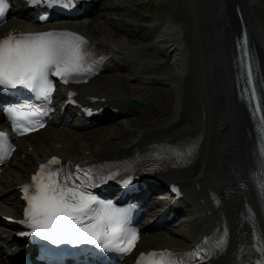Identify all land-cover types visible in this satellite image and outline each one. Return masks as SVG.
Wrapping results in <instances>:
<instances>
[{"label": "bare ground", "instance_id": "1", "mask_svg": "<svg viewBox=\"0 0 264 264\" xmlns=\"http://www.w3.org/2000/svg\"><path fill=\"white\" fill-rule=\"evenodd\" d=\"M256 1L258 2L256 3L257 6L255 5L256 8H253V2ZM162 3L164 5L172 4L175 7L171 20H167L165 15L162 16L161 13L159 21L152 27L153 33L151 36L147 38L141 34L134 38L128 36V40L118 42H113L108 38H95L92 35L94 22L87 28H85V25L79 23L75 25L67 20H54L50 23L46 22L47 24H38L36 27H31L25 23L20 24L23 20L32 18L30 12H23L25 9L15 12L19 22L4 26L0 30V37L8 34L10 30L24 33L74 32L100 46L110 47L114 52L101 74L104 72L111 74L115 70L125 72V74L114 73L112 77H109V79H112L111 81L94 86V88H90L91 84L100 79L90 81L86 85L74 86L77 91L76 98L79 102L93 109L103 108L102 120L113 121L110 125L113 131L111 130V133L107 131V138L102 143L97 144L95 147L91 146L90 143L86 146L82 145L80 138L75 140L70 135L72 131L67 128L66 123L58 120L53 122L52 126L65 125L63 129L55 128L44 137L33 139L31 145L34 144V152L37 151L41 155L44 153L42 159L46 160L52 155H58L63 158L64 162L117 163L132 161L139 153L154 144L187 143L198 136L201 144L192 163L186 168L172 169L161 175L163 181L161 185H178L185 192L184 198L173 204L165 212L163 218L186 208L189 212L195 213L191 218L196 221L191 230L194 239L192 242H189L188 237L185 238L184 242L169 240L168 235H172V233L159 231L155 235L145 236L150 238L149 248L147 249L161 248L181 251L189 245L194 246L197 243L205 242L206 237L208 238L207 241L215 239L222 233L224 225H230L231 240L229 247L223 255L214 258L211 263L247 264L254 255L252 250V228L243 220L246 204L252 206L256 214L254 223L263 235L264 209L261 206L254 180L250 176L253 158L252 147L254 144L252 125L246 109L243 106H238V103L232 99L235 90L233 88L232 47L236 37L241 34L242 23L237 13V7H240L244 22L258 50L264 72V24L259 17L261 15L264 18V14L258 10L263 2L262 0H163ZM99 5L96 7L92 5L90 6L91 9L86 8L85 12H89L87 14L94 16L95 12L100 11L98 9ZM112 6L113 4L111 6L103 4L101 8L111 9ZM98 16H101V13ZM168 22L172 26L164 28V24L166 25ZM120 23L123 25L122 30H126V26H132V24L123 20ZM148 29L149 26L144 27V30ZM225 36H227L226 40ZM145 39L154 42L150 46L134 47L130 44ZM195 45L196 52L193 50ZM156 48H162L165 54L161 51L155 53ZM157 53H161L170 61L167 63L152 62L153 60H148L153 57L150 59L144 58V56H157ZM207 61L211 62L212 68L208 67ZM224 61H227V64ZM167 64L173 68L176 78L185 77L184 90L182 89V93H178L175 108H172L166 117L153 122L140 134L129 128L121 130L125 127L118 119L131 114L129 108L132 107L128 105V101L136 98L134 94L126 90V86L121 81L131 80L130 75H161L162 73L156 71V66H166ZM137 78L133 81L135 84H137ZM220 83L222 87H220ZM216 87L217 90L214 89ZM181 95L183 97L182 101ZM66 99L68 97L63 98V100ZM172 99H169L166 103L170 105ZM161 110H157L154 114L160 113ZM146 111L144 117H146ZM75 112L70 111L71 116L77 118ZM128 123L131 126V119ZM107 124L95 127L92 131L109 127L106 126ZM74 128L81 129L82 127ZM75 133L80 134L81 140L87 139L86 141H88L85 131L78 132L77 130ZM66 135L67 137H65ZM47 139L48 141H46ZM57 139L58 141H56ZM18 141L20 142L19 150L29 154V161L26 162L29 169L27 168V172L23 173L24 177L22 179L14 175L17 170L14 171L13 169L1 175V179L7 177L11 181L10 188H7L5 195L4 192L0 191V211H4V213L20 210L22 206L21 185L30 179V169L35 164L33 152L24 149L22 146L23 140ZM47 142H53L54 145L51 143L47 152H40L42 144H48ZM59 142H62L60 143L61 146H57ZM38 146L39 150L37 149ZM73 147L78 150L76 154L72 152ZM15 183L20 186L18 189L12 190ZM146 185H148L147 192L155 189L154 187H159L150 182H142L140 186L142 193ZM241 185L244 186L241 187ZM10 191L15 193L9 195ZM166 195L168 194L163 196ZM215 201H218V203H214ZM160 209L161 207L157 204H152L148 212V218L154 219V215L160 214ZM161 223L162 221L158 222L159 225ZM10 237L6 231L3 232L5 242L12 245ZM163 239L167 242L154 246L153 241L160 242ZM0 264H7L6 255L2 249H0Z\"/></svg>", "mask_w": 264, "mask_h": 264}, {"label": "snow or ice", "instance_id": "2", "mask_svg": "<svg viewBox=\"0 0 264 264\" xmlns=\"http://www.w3.org/2000/svg\"><path fill=\"white\" fill-rule=\"evenodd\" d=\"M5 2L0 0V15L5 10ZM98 63L90 50V42L70 31L11 33L0 39V86L22 87L44 101H50L54 91L50 76L68 83L95 74ZM4 111L24 132L34 131L37 125L43 127L39 118L48 114L42 106L24 103L8 106ZM3 135L0 133V137ZM191 152L189 148L175 155L182 159ZM76 167V174L70 170L65 172L55 156L47 164H41L32 176L31 185L22 187L27 207L25 219L20 223L27 224L32 233L53 245L88 243L107 251H131L138 235L126 227L128 210L98 199L89 191L95 177H89L88 172L81 177L78 175L81 170ZM124 183L130 181L124 180ZM30 189L33 190L30 192ZM226 242L223 236L214 247L223 250ZM187 255L167 250L141 253L137 264H184L183 257ZM257 264H264V260Z\"/></svg>", "mask_w": 264, "mask_h": 264}, {"label": "rangeland", "instance_id": "3", "mask_svg": "<svg viewBox=\"0 0 264 264\" xmlns=\"http://www.w3.org/2000/svg\"><path fill=\"white\" fill-rule=\"evenodd\" d=\"M162 2H163V0H159V1L158 0H113V1L112 0H97L96 3L98 5L100 4L98 7V9H100V11L95 12L94 16L90 15L89 18L82 19V20L75 21V22L73 21L74 22L73 24L76 25L79 23V24L85 25V28H87L89 25H92V23L94 22L95 23L94 27L92 25V28H94L92 30V32H93L92 35L98 39L108 38V39H111L113 42L128 40V36H131L130 38H134L140 34L142 36H145V38H147V37L151 36V34L153 33L152 27L154 25L153 23L155 22V18L157 16H158V19L156 20V23L159 21V17H161V13H162V16L165 15L167 20H171V18L173 17L175 7L172 4L164 5ZM262 2L263 3L261 4V7L258 10H260V12H263V14H264V0H262ZM256 3H258V2L257 1L253 2V4H254L253 8L254 7L256 8V6H257ZM103 4L107 5V6H111L113 4V6L111 9H109V8H103L102 9L101 7L103 6ZM165 6H167V7H165ZM102 12L104 15L102 14ZM99 13H101L102 17L98 16ZM259 17L261 18V20L264 24V18H262L261 15H259ZM18 19L19 18L17 16H13L10 20H8V22L5 25L9 26V25L14 24V22L17 23V22H19ZM105 20L107 21L106 24H105ZM121 20L132 24V26H126V30H122L123 25L120 23ZM25 23L30 24V20H27V22H25ZM20 24H24V23L21 22ZM145 26H149V29H148L149 31L144 30ZM103 28L105 29L104 31H103ZM153 42H154L153 40L149 41V40L145 39V40H139V42H137V43H130V44L134 47L143 46V45L144 46H150ZM195 47H196V45L193 48L194 52H196ZM157 51H161V53L165 54V52L162 51V48H156L155 53ZM161 53H157L156 54L157 56H153V55L151 57L150 56H144V58L150 59L153 57L151 60H148V61L153 60L152 62H160V61L164 62V63L169 62L170 59H168L167 57H164ZM207 64H208L209 68H212L210 61H207ZM167 65L166 66H163V65L156 66V71L160 72V74L162 73L161 75H153V76L147 75V76H145V75L137 74L136 76L131 75L130 76L131 80L121 81L122 84L124 83V85L127 88L126 90L129 93L134 94L135 96H137L136 97L137 99H139L145 103V108L143 110H136V109L129 108V109H131L130 110L131 114L126 115L121 119H118V121L123 123L124 127H125V128H122L121 130H125L126 128H129L132 131L135 130L134 132H137L138 134H140V132H142L146 128H148L153 122H156V120H158L160 118L166 117L168 115V113L170 112V110L172 108H175L176 102L178 101V93H182L181 90L185 86V80H184L185 77L183 76V77L176 78V76L174 75L175 73L173 71V68L170 67L169 65L168 66ZM104 73H102L100 75V76H102V78H100V80H98L94 84H91L90 88H94V86L96 87V86L102 85L103 83L111 81L112 79H109V77H112V75L114 73H120V74L124 73L125 74V72H121L119 70H115L111 74H109L107 72H104ZM170 74H171V76H170ZM135 78H137V84H135V82H133L135 80ZM181 78H183V79H181ZM138 81H140V83H138ZM163 87L165 88V90ZM214 89L216 90L217 88H214ZM168 90L170 92H166ZM172 97H173V99H172ZM182 98L183 97L181 95V101H182ZM169 99H172V103L170 105L166 103ZM156 109L157 110L162 109V110L160 113L154 114L155 112H157ZM145 111H146V117H144ZM129 119H131V122H132L131 126L128 123ZM107 123H109V124H107ZM112 123H113L112 120H104L103 122H99L98 126H103V124L104 125L107 124L106 126H109V127H105L106 129L104 128L102 130H99V129L95 130V131H91L90 129L78 130L79 132L85 131L87 133L88 141H86L87 139L81 140V137H79L80 134H76L75 131H77V130H74L72 128L69 129L70 131H72L70 133V135L75 140H78L80 138V141H81L80 143H82V145H84V146H86V144L90 143L91 146L95 147L97 144L102 143L107 138L106 137L107 131H109L111 133L112 128L110 127V125ZM59 127H62V126H59ZM59 127H56V128H59ZM52 129L51 128L47 129L46 131L36 135L32 139H35V138L41 137V136L43 137L47 133H49ZM87 131H89V132H87ZM65 137H67V135ZM51 140H55V139H51ZM67 140L69 141V139H67ZM30 141H31V139L27 140L25 142L24 148L29 147V151L33 152V158H34L35 164H34V167L32 169H34L36 167L37 162L44 160V159H42L44 153H42V155H41V154H38L37 151L34 152L35 150L33 149V146H30V144H31ZM46 141H48V139ZM56 141H58V139ZM68 141H66V142H68ZM51 143H52V145H54L53 142H51ZM51 143H48V144L45 143V145L42 144V149H40L39 146L37 147V149L38 150L40 149V152H42V151L47 152L49 150V146H51ZM60 143H62V142H59V145H61ZM76 147L75 148L73 147L72 152H74V154H76L78 152ZM72 155H73V153H72ZM25 158L26 157L24 156V154H22L21 156L16 155L14 162H18V163L13 165V166H10V167L8 166V168H9L8 170H12V169L14 171L17 170V172L14 173V175L19 176L21 179L24 177L23 173H26L27 170L29 169V166L26 163L29 161L28 160L29 156L26 159ZM24 160H27V161H24ZM32 169H30V170H32ZM18 173H19V175H17ZM20 175H23V176H20ZM10 184H11V181L7 178V183L4 185V188H3V186L1 187V190L2 191L7 190L5 187L7 185L10 188ZM14 185L12 187V190H16V188L18 187V185L16 183ZM165 191H166V189L157 190V191L152 192L151 195L157 194V193H164ZM10 193H11V191L9 192V195H13L15 192H12L11 194ZM159 196L160 195H157L156 197H154L152 199L158 202L159 199L162 198ZM14 200L16 201V199H14ZM159 205H163V202H161V204H159ZM163 208H166V207H163ZM1 213H2V215H11V214H14L16 212H5L4 213V211H1ZM185 214H187L186 210H184V215ZM169 232H171V231H169ZM148 234H151V233H146V235H148ZM172 235L174 237V240L184 241V239H185L183 237L178 236V234H175V233H172ZM186 237H188L192 241L194 238V234L192 232H189ZM149 239H145L142 241L141 246L145 250L147 248H149L148 247ZM165 242H167V240H164V239L161 240L160 242L153 241L154 245H156V246L163 244Z\"/></svg>", "mask_w": 264, "mask_h": 264}, {"label": "water", "instance_id": "4", "mask_svg": "<svg viewBox=\"0 0 264 264\" xmlns=\"http://www.w3.org/2000/svg\"><path fill=\"white\" fill-rule=\"evenodd\" d=\"M132 104H133L134 106H140V107L143 106V104H141V103L138 102V101H133Z\"/></svg>", "mask_w": 264, "mask_h": 264}]
</instances>
